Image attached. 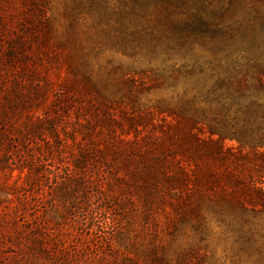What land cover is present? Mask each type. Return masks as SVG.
Masks as SVG:
<instances>
[{
    "label": "rangeland",
    "instance_id": "rangeland-1",
    "mask_svg": "<svg viewBox=\"0 0 264 264\" xmlns=\"http://www.w3.org/2000/svg\"><path fill=\"white\" fill-rule=\"evenodd\" d=\"M202 2L219 6L215 0H0V101L2 98L4 102L1 92L12 89L31 94L47 92L44 101L31 95L32 103L24 109L10 112L8 108V124L24 129L30 118L44 119L64 87L76 82L72 72L83 67L97 79L118 85L132 75L152 78L154 84L138 95V108L129 113L132 116L142 107H153L158 119L163 120L178 107L183 95H197L208 107L212 97L207 96V90L219 72L213 55L206 48L179 44L181 40L174 31ZM220 6L228 8V0H220ZM246 6L260 19L250 26L258 27L263 19L256 13L263 16L264 0H236L234 10L225 14L224 20ZM127 90L133 89L123 87L119 94ZM67 98L83 105L91 100L87 95ZM106 105L110 108L102 110V116L122 119L118 106ZM80 111L78 107L69 109L58 119L57 130L69 145L61 148L63 154H43L32 135L24 148L14 145L7 153L8 170L15 171L0 172V264H31L26 234L38 222L44 223L56 240L65 241L69 250L80 251L82 260L78 264H132L136 258L143 260L151 241L152 220L144 221L142 204L135 194L119 195L116 189H110L106 170L89 164L85 175L76 172L75 178L84 180L72 196L54 190L67 178L77 156V144L82 143L80 135L74 137L76 123L101 122L102 117L91 107L88 117L77 114ZM147 132L150 136L153 133L147 129L142 134ZM44 136V142L52 138L47 132ZM247 166L243 176L251 178L247 179L250 183H259L260 179L251 176L255 170ZM20 168H25L24 173ZM28 168L39 175L27 180ZM160 190L168 193L163 187ZM107 198H116L110 208L105 207ZM172 217L169 205L153 215L159 223L155 242L168 248L172 263L197 251L204 256L202 264H264V211L260 208L247 206L245 212L236 210L223 217L204 209L198 229L194 220L170 235L166 223ZM13 218L20 220L17 226ZM36 264L63 263L60 258H41Z\"/></svg>",
    "mask_w": 264,
    "mask_h": 264
},
{
    "label": "trees",
    "instance_id": "trees-1",
    "mask_svg": "<svg viewBox=\"0 0 264 264\" xmlns=\"http://www.w3.org/2000/svg\"><path fill=\"white\" fill-rule=\"evenodd\" d=\"M215 1L218 7L202 2L186 21L174 27L181 40L179 44L208 49L219 69L207 90V96L212 97L208 107L203 106L197 95L190 98L183 95L178 99V107L170 110L171 115L163 120L158 119L153 107H142L132 116L129 113L138 108V95L149 90L153 79L147 74L132 75L118 85L97 79L83 67L72 72L76 82L64 87L44 119L30 118L24 129H19L8 124V108L10 112L24 109L32 103L31 95L44 101L47 92L31 94L18 89L1 92L4 94V102L2 98L0 101L2 173L15 171L8 170L6 155L14 145L24 148L29 135L39 141L43 154H63L61 148L69 145L64 143L57 128L58 119L65 117L67 110L78 107L81 111L77 114L88 117L91 107L100 114L99 123L88 120L76 123L74 137L80 135L82 143L77 144V156L71 162L67 178L54 190H63L72 196L83 186L84 177L75 178L76 172L85 175L87 166L93 164L97 170H106L110 189H116L119 195L135 194L142 204L144 221L152 220L153 231L143 260L136 258L131 260L132 264H202L204 256L200 257L197 251H191L189 258L180 257L172 263L167 256L168 248L155 242L159 223L153 215L163 212L166 205L170 206L173 216L166 223L170 235L194 220L198 229L199 221L204 219V209L219 217L236 210L245 212L247 206L264 211V10L263 16L256 13L263 19L259 26H250L253 20L260 19L249 7L224 20V15L234 10L236 0H228L226 9L220 6V0ZM128 86L133 90L119 94ZM70 95H87L91 100L85 105L76 104L67 98ZM106 104L118 106L122 119L114 121L109 114L102 116V110L110 108ZM147 129L153 132L151 136L148 132L142 134ZM44 132L51 135L52 141L41 139L45 137ZM157 135L162 138H156ZM247 165L255 170L251 176L260 179L259 183H250L247 179L251 178L243 176ZM19 171L24 173L25 168ZM26 171L27 180L39 175L33 168ZM161 187L168 193H162ZM116 198H107L105 207L110 208ZM19 221L13 218V225L17 226ZM48 230L44 223L38 222L26 234L31 264L41 258H60L63 264H78L82 260L80 251L69 250L64 246L65 241L56 240Z\"/></svg>",
    "mask_w": 264,
    "mask_h": 264
}]
</instances>
